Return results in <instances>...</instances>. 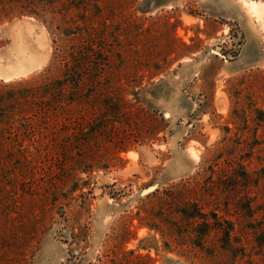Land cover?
<instances>
[{
    "label": "rangeland",
    "instance_id": "rangeland-1",
    "mask_svg": "<svg viewBox=\"0 0 264 264\" xmlns=\"http://www.w3.org/2000/svg\"><path fill=\"white\" fill-rule=\"evenodd\" d=\"M248 1L261 17L243 0H99V12L77 1L71 15L84 11L87 26L60 41L45 20L0 23V69L16 48L39 41L44 53L36 67L22 55L27 70L0 85L58 78L55 48L79 41L100 46L111 79L69 110L87 124L78 146L60 149L58 131L47 152L23 143L28 163L5 161L0 264H264V0ZM167 191L173 207L196 203L231 223L227 250L216 231L192 245L193 226L159 202ZM152 221L179 230L163 240Z\"/></svg>",
    "mask_w": 264,
    "mask_h": 264
},
{
    "label": "trees",
    "instance_id": "trees-1",
    "mask_svg": "<svg viewBox=\"0 0 264 264\" xmlns=\"http://www.w3.org/2000/svg\"><path fill=\"white\" fill-rule=\"evenodd\" d=\"M77 1L83 3L87 0H0V23L5 19L11 20L23 15L45 20L44 22H48L51 31L60 41V37L65 36L64 32L69 29L73 31L70 34L76 35L75 33L80 34V31L87 26L84 11L76 13L75 16L71 15L72 10L80 11L81 7H84L81 3H76ZM98 2L99 0H93L97 12H99ZM45 14L50 17L46 19ZM93 18H95L93 22L98 24V14H94ZM78 22L81 25H77ZM55 63L62 65V72L58 78L46 77L45 80H40L38 76L30 80L0 85V170L5 169V161H12L15 166L28 163L29 145L23 147L24 142H31L30 146L36 144V150L47 152L48 148L57 141V133L60 132L62 136L61 144L58 146L60 149L70 150L71 147L78 146L84 141L87 124L81 117L74 118L69 114V110L79 108L82 112L89 98L92 97L96 101L101 91L111 89V79L105 74V69L109 65L107 56L95 43L79 41L76 44L70 43L68 48L59 46L55 48L51 65ZM122 105H128L123 98L118 104L109 105L108 111L118 113ZM59 116L62 119L57 122ZM240 177L245 180L244 175ZM159 194L158 190L153 192L154 197ZM164 196L170 201L159 202L168 206L167 211L174 212L183 225L193 226L191 231L194 240L197 241H191L192 245L201 249L202 240L207 233L216 231L222 235L223 250H227L233 232L231 223L224 221L220 224V219L202 213L196 203L173 207L176 201L172 200L176 196L169 194L168 191ZM138 222L142 225L141 219ZM168 222L170 221L165 222L168 231H163L153 221L145 225L150 230L158 232L165 240L166 234L170 236V229L179 230L175 223ZM124 234L128 236L130 233L126 229ZM125 241L126 238L123 239V242ZM164 245L169 248L166 242ZM136 258L140 257L136 256Z\"/></svg>",
    "mask_w": 264,
    "mask_h": 264
},
{
    "label": "bare ground",
    "instance_id": "bare-ground-1",
    "mask_svg": "<svg viewBox=\"0 0 264 264\" xmlns=\"http://www.w3.org/2000/svg\"><path fill=\"white\" fill-rule=\"evenodd\" d=\"M243 3L252 10L256 17H261V6L258 3L248 0H243ZM24 54H27V59L32 60L31 67L38 66L44 60V53L41 51L39 41L23 48H16V56L10 58L5 68L0 69V77L7 79L18 72L27 70L28 65L24 63V58H21Z\"/></svg>",
    "mask_w": 264,
    "mask_h": 264
}]
</instances>
